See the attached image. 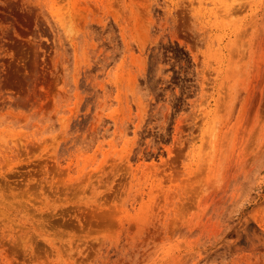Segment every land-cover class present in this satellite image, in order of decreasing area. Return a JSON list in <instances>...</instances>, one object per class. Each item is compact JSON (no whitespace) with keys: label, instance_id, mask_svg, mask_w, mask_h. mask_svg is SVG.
<instances>
[{"label":"rangeland","instance_id":"1","mask_svg":"<svg viewBox=\"0 0 264 264\" xmlns=\"http://www.w3.org/2000/svg\"><path fill=\"white\" fill-rule=\"evenodd\" d=\"M0 264H264V0H0Z\"/></svg>","mask_w":264,"mask_h":264}]
</instances>
